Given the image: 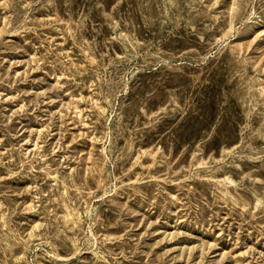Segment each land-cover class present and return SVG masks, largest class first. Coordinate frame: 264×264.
I'll list each match as a JSON object with an SVG mask.
<instances>
[{
	"label": "rangeland",
	"instance_id": "1",
	"mask_svg": "<svg viewBox=\"0 0 264 264\" xmlns=\"http://www.w3.org/2000/svg\"><path fill=\"white\" fill-rule=\"evenodd\" d=\"M0 264H264V0H0Z\"/></svg>",
	"mask_w": 264,
	"mask_h": 264
}]
</instances>
